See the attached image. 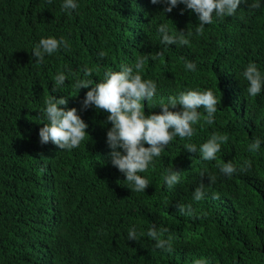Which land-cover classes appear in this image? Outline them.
Instances as JSON below:
<instances>
[{
  "label": "trees",
  "instance_id": "16d2710c",
  "mask_svg": "<svg viewBox=\"0 0 264 264\" xmlns=\"http://www.w3.org/2000/svg\"><path fill=\"white\" fill-rule=\"evenodd\" d=\"M64 2L0 0V264H264V87L248 95L242 75L255 63L264 77V0L259 9L247 0L232 17L214 16L203 36L195 34L198 15L183 4L164 13L166 5L150 0H75L78 8L68 11ZM161 24L170 34L193 31L190 45L163 44ZM50 37L66 39L70 48L37 63L33 49ZM157 52L163 56L153 59ZM140 56H148L142 78L157 85L153 101L144 102L146 115L159 114L161 100L189 90L210 89L219 103L211 125L198 109L193 137L174 138L138 173L149 187L133 192L111 164L108 114L94 106L81 110L91 86L73 85L77 78L102 82L121 65L134 67ZM188 61L196 71L186 70ZM85 66L94 69L91 77H84ZM59 73L67 80L54 91ZM52 96L68 99L60 107L76 108L88 125L71 151L40 143L48 123L45 100ZM213 134L227 135L228 142L216 160L204 161L199 148ZM256 138L261 146L254 153L248 146ZM187 143L197 152L187 153ZM249 160L251 169L240 172ZM229 161L237 168L231 178L217 166ZM168 168L181 177L171 189L163 180ZM201 182L205 198L197 202L193 193ZM181 205H191L193 216L182 215ZM153 225L169 230L164 238L172 237L171 253L147 236ZM132 228L138 241L128 240Z\"/></svg>",
  "mask_w": 264,
  "mask_h": 264
},
{
  "label": "clouds",
  "instance_id": "9594fccd",
  "mask_svg": "<svg viewBox=\"0 0 264 264\" xmlns=\"http://www.w3.org/2000/svg\"><path fill=\"white\" fill-rule=\"evenodd\" d=\"M51 3V0H48ZM151 4L166 5L164 13H171L174 8L183 4L187 10H191L198 15L199 25L195 27V34L204 35L205 25L213 23V17L222 20L225 17H232L236 14L242 3L247 4V0H150ZM250 7L259 9V0H254ZM78 4L75 0H65L62 10H75ZM183 15V11L181 12ZM161 42L165 45L178 44L180 46L190 45L193 31L188 29L170 34L167 24L158 27ZM61 47L70 48V44L64 38H42L33 49L32 55L37 58V63L44 61L45 54L51 56ZM107 55L103 50L99 56L104 58ZM163 52H157L153 59L162 57ZM148 56H140L136 59L135 65H121L120 71H109L105 74L102 82L93 84L91 79L77 78L73 87L78 90L89 88L86 97L82 102V109L87 110L95 107L97 111L107 113L105 123L112 127L107 131V143L113 150L110 153L111 164L117 168L125 177L126 183L133 192H145L149 187L147 179L138 173L145 172L153 162L154 157H159L170 142L179 137L181 140L191 138L195 134L193 125L200 122L202 113L198 109L203 108L206 115H203L205 124L211 125L215 122L217 112V97L212 90L198 91L189 90L181 92L179 96H169L167 102L163 100L159 103L162 111L159 114H145L144 102L150 104L157 92V85L152 80H144L141 76ZM188 71H196V64L188 61L185 63ZM94 69L85 66L83 69L84 77H91ZM243 78L247 81V93L256 97L264 87V77L255 63H250L243 72ZM54 91H58L65 85L67 77L64 73L55 76ZM143 102V103H142ZM68 99H57L52 96L46 99V109L44 117L48 123L40 129V143L46 145L49 142L58 146L62 150L71 151L78 148L84 140L88 125L78 114L76 108L64 110L60 106L67 105ZM180 106L179 111H174ZM203 127V125H201ZM228 142L227 135L213 134L207 142L203 143L199 151L204 161H213L217 158V153L221 150V145ZM148 145V147H145ZM261 146V140L256 138L249 144L248 150L257 152ZM187 153H196L197 145L187 143L184 145ZM122 149L123 151H118ZM220 171L231 178L237 172V168L231 161L217 165ZM252 162L245 161L239 168L244 173L251 169ZM204 177V172L200 173ZM180 172L173 171L172 168L166 169L163 180L169 189L180 182ZM210 184L215 183V176H209ZM205 184L200 183L193 193V199L197 202L205 198ZM213 199H219L218 194H213ZM179 211L182 215L193 216L191 205L185 207L181 205ZM169 230L161 227L157 230L153 225L148 230L147 236L155 241V248L171 253L173 251L172 237L164 238ZM128 240L138 241L135 228L128 232ZM194 264H208L206 259H196Z\"/></svg>",
  "mask_w": 264,
  "mask_h": 264
},
{
  "label": "bare ground",
  "instance_id": "6f19581e",
  "mask_svg": "<svg viewBox=\"0 0 264 264\" xmlns=\"http://www.w3.org/2000/svg\"><path fill=\"white\" fill-rule=\"evenodd\" d=\"M247 58H248V57H247ZM247 58H246V60H247ZM244 59H245V58L243 57V60H244ZM61 60H62V59H61ZM246 60H245V61H246ZM248 60H249V59H248ZM248 60H247V61H248ZM62 63H63V62H62ZM64 63H65V62H64ZM245 63H247V62H245ZM59 92H60V91H59ZM30 143H31V142H30ZM211 225H212V224H211ZM42 226H43V225H42ZM42 226H41V227H42ZM203 227H204V226H203ZM39 228H40V227H39ZM206 228H207V227H206ZM50 231H51V230H50ZM40 232H41V231H40ZM211 234H212V233H211ZM46 235H48V234L46 233ZM40 242H42V241H40Z\"/></svg>",
  "mask_w": 264,
  "mask_h": 264
}]
</instances>
